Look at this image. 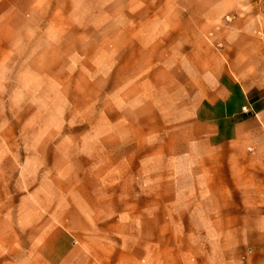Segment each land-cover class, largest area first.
<instances>
[{"label":"crops","instance_id":"crops-1","mask_svg":"<svg viewBox=\"0 0 264 264\" xmlns=\"http://www.w3.org/2000/svg\"><path fill=\"white\" fill-rule=\"evenodd\" d=\"M125 1L86 4L77 25L106 30L76 49L39 35L72 25L70 0H0V264H264V0ZM75 57L95 66L56 70ZM56 73L107 76L127 106L158 92L174 147L151 162L112 119L43 177L33 149L19 170L24 86Z\"/></svg>","mask_w":264,"mask_h":264},{"label":"rangeland","instance_id":"rangeland-1","mask_svg":"<svg viewBox=\"0 0 264 264\" xmlns=\"http://www.w3.org/2000/svg\"><path fill=\"white\" fill-rule=\"evenodd\" d=\"M142 3V0H135ZM152 2H164V0H151ZM169 1V0H168ZM186 2L189 0H180ZM71 6L68 12L71 18V26L61 27H40L39 35H45L49 30V35L54 37L65 35L71 41L69 46L79 47L78 38L80 35L95 36L96 31L105 34L103 28L77 25L88 22L85 20L86 4L103 3L109 5L110 0H70ZM125 3V0H120ZM106 5V6H107ZM109 13V12H108ZM109 18V16H107ZM109 28H107L108 30ZM57 44V43H56ZM94 51H91V55ZM75 54H79L76 53ZM86 60L75 57L68 59H56V70L70 66L72 69L85 66L92 70L95 66V58ZM45 75H40L45 79ZM51 77V76H50ZM107 76H100L94 73L84 74H58L52 76L54 86H33V90L23 89L22 93V132L23 149L22 162L19 170L25 169V165L32 161L33 156L26 153L30 149L38 152L39 169L34 171V177H43L48 173V165L61 164L68 161V154L81 149L94 146L95 137L98 134H106L111 130V120L118 119L119 124L115 130L121 134L127 130V120H130L129 129L133 128L136 134L138 146L150 148L151 162L159 161L161 150L173 148L174 138L170 136V130L174 129V123L165 122L166 106L164 101L158 98V92H151L150 99L143 98L142 92H134L132 105H125L122 98V91H112L111 86H98L101 79ZM9 99V98H8ZM149 99V100H148ZM12 102H14V97ZM20 99L17 97V104ZM11 109H14L12 107ZM19 107L17 106V112ZM32 121V122H31ZM116 126V124H115ZM114 126V127H115ZM36 130V131H35ZM38 133V139L32 137V133ZM36 137V136H35ZM49 137V140L47 138ZM47 141H51L47 143ZM119 147H125L126 139H119ZM27 150V151H26ZM30 166L28 170H23V178H30L32 174ZM31 187H23V197L28 196ZM15 205V204H14ZM46 207V205H45ZM28 204L23 203V210H28ZM12 221L20 226V220L13 212Z\"/></svg>","mask_w":264,"mask_h":264}]
</instances>
